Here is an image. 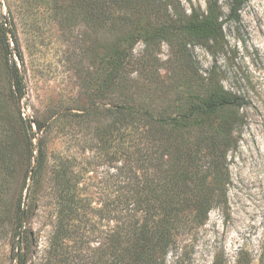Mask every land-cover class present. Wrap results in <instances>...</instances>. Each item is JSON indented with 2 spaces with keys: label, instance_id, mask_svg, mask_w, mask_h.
Returning <instances> with one entry per match:
<instances>
[{
  "label": "rangeland",
  "instance_id": "374dc122",
  "mask_svg": "<svg viewBox=\"0 0 264 264\" xmlns=\"http://www.w3.org/2000/svg\"><path fill=\"white\" fill-rule=\"evenodd\" d=\"M167 1L199 12L213 2L222 33L182 54L164 42L148 53L137 44L128 92L155 108L181 101L190 86L205 80L231 94L238 119L227 156V203L213 208L201 225L176 224L162 263L264 264V0ZM87 10L83 0H0V264H97L99 246L100 264H106L117 186L131 188L129 166L119 179L115 168L142 140L118 115L114 97L98 95L101 51L114 36ZM14 64L20 98L12 93ZM55 114L48 171L35 184L31 154L41 136L35 120ZM113 153L119 160L109 161ZM53 157L78 180L76 205L64 211L66 235L57 241Z\"/></svg>",
  "mask_w": 264,
  "mask_h": 264
},
{
  "label": "trees",
  "instance_id": "16d2710c",
  "mask_svg": "<svg viewBox=\"0 0 264 264\" xmlns=\"http://www.w3.org/2000/svg\"><path fill=\"white\" fill-rule=\"evenodd\" d=\"M83 2L114 36L113 42L101 51L98 95L114 97L112 102L118 115L128 119L133 137L142 140L115 168L119 179L129 166L127 185L131 180V188L117 186L116 227L106 238V264H163L176 236V224L188 220L201 225L213 208L227 203V156L235 140L233 132L238 118L231 94L221 85L214 86L205 80L190 86L187 96L179 102L147 108L137 102L140 99L137 94L128 92L127 72L137 44L144 45L148 53L164 42L182 54L191 45L218 38L222 22L213 2H207L204 12L192 7L188 11L167 0ZM1 17L0 13V20ZM1 27L6 39L3 23ZM11 34L17 44L15 33L11 31ZM12 78V93L20 98L23 87L16 64ZM55 124L56 114L44 122L35 120L37 134H41L36 154H31L34 165L30 179L35 184L48 171L51 158L48 140ZM28 128L31 129L30 123ZM52 159L49 172L58 191L56 199L60 208L54 235L57 241L59 236L66 235L65 222L69 215L64 211L76 205L78 180L72 177L65 161L59 157ZM113 159L119 160L117 154H111L109 161L114 162ZM192 181L195 184L190 185ZM179 182L182 185L177 186ZM103 247L97 248L101 252L97 264L103 259Z\"/></svg>",
  "mask_w": 264,
  "mask_h": 264
},
{
  "label": "water",
  "instance_id": "95a60500",
  "mask_svg": "<svg viewBox=\"0 0 264 264\" xmlns=\"http://www.w3.org/2000/svg\"><path fill=\"white\" fill-rule=\"evenodd\" d=\"M24 215H25V211H24Z\"/></svg>",
  "mask_w": 264,
  "mask_h": 264
}]
</instances>
